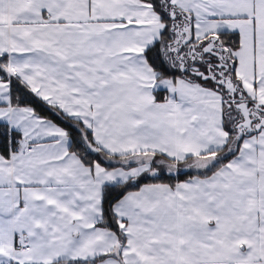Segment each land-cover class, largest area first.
Wrapping results in <instances>:
<instances>
[{"label": "snow or ice", "instance_id": "obj_1", "mask_svg": "<svg viewBox=\"0 0 264 264\" xmlns=\"http://www.w3.org/2000/svg\"><path fill=\"white\" fill-rule=\"evenodd\" d=\"M0 264H264V0H0Z\"/></svg>", "mask_w": 264, "mask_h": 264}]
</instances>
